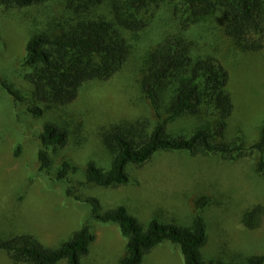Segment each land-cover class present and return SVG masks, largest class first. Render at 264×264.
<instances>
[{"label": "trees", "instance_id": "obj_1", "mask_svg": "<svg viewBox=\"0 0 264 264\" xmlns=\"http://www.w3.org/2000/svg\"><path fill=\"white\" fill-rule=\"evenodd\" d=\"M33 7L39 11L25 45L23 64L29 69L26 79L38 105L31 111L38 116L45 111L43 104L46 108L70 105L87 83L117 75L133 55V42L138 40L134 37L152 28L153 36L143 52L140 87L154 119L126 120L104 132L110 167L89 161L88 182L106 188L128 183L130 165L141 167L161 152L236 161L250 150L259 154L257 172L264 174V121L259 139L250 146L241 135L228 141L229 121L235 113L230 71L218 52L206 47L204 35L198 37L193 31L207 22L215 34L213 27L220 26L236 48L260 53L264 51V0H0V12ZM7 88L17 100L22 99L13 87ZM187 117L199 125L190 130L172 126ZM69 134L65 122L45 123L38 152L42 171L52 164L49 149L66 145ZM77 170L65 161L57 178L65 180ZM87 201L96 220L115 224L125 238L119 264H142L146 255L165 242L178 246L183 264H224L217 260L206 263L202 255L208 243L202 212L210 198L197 199L199 214L193 227L152 220L145 228L123 206L100 212L97 200ZM263 220L262 203L248 206L242 216L250 230H257ZM95 239L87 223L56 247L25 233L0 238V249L13 264H59L64 260L66 264H85ZM245 258V264H264V255Z\"/></svg>", "mask_w": 264, "mask_h": 264}, {"label": "rangeland", "instance_id": "obj_2", "mask_svg": "<svg viewBox=\"0 0 264 264\" xmlns=\"http://www.w3.org/2000/svg\"><path fill=\"white\" fill-rule=\"evenodd\" d=\"M38 11L33 7L0 12V238L30 233L56 247L88 223L96 239L84 258L85 264H119L125 238L115 224L101 223L93 217L89 198L98 201L100 212L125 207L147 228L152 220L193 227L199 214L197 199L207 197L211 203L202 212L208 232V243L202 250L204 261L245 264L247 256L264 255V220L257 230L247 229L242 223L248 206L264 204V174L257 172L258 153L245 150L243 157L229 161L218 156L161 152L141 167L130 165L128 183L106 188L88 182L89 161L105 169L110 167L104 132L126 120L154 119L140 87L143 52L153 36L152 28L134 37L138 40L133 42V55L117 75L87 83L70 105L46 108L43 104L45 111L38 116L31 111L38 105L26 79L29 69L23 64ZM207 24L193 31L198 37L204 35L206 47L217 51L230 71L235 113L229 121L227 139L234 141L241 135L250 146L259 139L264 121V51H241L222 27L214 26L213 34ZM8 86L22 99L10 94ZM50 120L68 124L70 134L66 145L49 149L52 164L42 171L38 159L40 135ZM197 125L187 117L172 126L190 130ZM65 161L78 170L59 180L57 173ZM0 264H13L1 249ZM142 264H183V255L177 245L165 242L146 255Z\"/></svg>", "mask_w": 264, "mask_h": 264}]
</instances>
